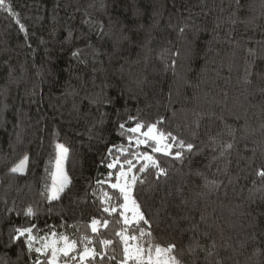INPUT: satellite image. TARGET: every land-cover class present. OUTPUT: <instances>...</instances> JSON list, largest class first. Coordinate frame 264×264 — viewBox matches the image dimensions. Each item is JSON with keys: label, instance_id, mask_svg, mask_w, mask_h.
I'll return each instance as SVG.
<instances>
[{"label": "trees", "instance_id": "1", "mask_svg": "<svg viewBox=\"0 0 264 264\" xmlns=\"http://www.w3.org/2000/svg\"><path fill=\"white\" fill-rule=\"evenodd\" d=\"M161 118V131L195 147L183 160L153 154L166 175L136 172L143 183L131 195L148 221L136 227L152 234L141 243H174L181 264H264V0H5L0 264H34L24 238L9 243L31 225L35 236L87 235L97 251L99 239H113L116 261L103 264H117L119 217L102 214L99 198L107 191L116 203L118 193L97 181L120 155H109L113 146L150 150L129 146L127 128ZM56 143L69 150L71 184L49 201L41 193ZM25 153L26 174H11ZM102 215L112 223L98 236L87 225Z\"/></svg>", "mask_w": 264, "mask_h": 264}, {"label": "snow or ice", "instance_id": "2", "mask_svg": "<svg viewBox=\"0 0 264 264\" xmlns=\"http://www.w3.org/2000/svg\"><path fill=\"white\" fill-rule=\"evenodd\" d=\"M5 5V0H0V6ZM9 11L11 9L9 8ZM19 24V20L16 21ZM86 23H92V21H85ZM99 23V22H97ZM102 27V24L100 25ZM20 29L25 31L24 25L20 24ZM183 31V29H181ZM83 50L77 49L72 53L74 57H79ZM174 63V61H173ZM246 74L250 75L247 72ZM131 121H137L136 117H129ZM161 120L152 123L136 122L134 127L127 128L129 146L135 145L136 148L146 146L149 151H134L123 146L109 149V155L115 150L120 153L113 157L112 162L107 165L109 174L105 181H97V184L108 183L110 188L117 190L116 203H112L113 196L109 195L107 191H104L100 200L99 211L102 214H107L108 217L116 215L119 219L116 223L119 225L118 230L114 232L122 245V255L117 264H181V260L174 254L175 244L168 243L166 246H161L158 243H141L145 235L151 236V232H145L142 227H136L141 222L148 224L143 212L140 209V205L131 195L132 187L137 183H143L136 172L143 173L149 168L156 170V175H166V169L161 167L160 161L153 154H162L164 156H170L175 160H183L185 152H192L194 145L187 142L178 136L173 135L171 132L161 131L157 126L162 122ZM119 128L125 130V123H121ZM142 129H146L143 130ZM227 149L232 147L231 144L224 146ZM57 152L55 167L56 171L50 173L51 183L46 184L44 191L41 195L46 196L49 201L59 200L61 193L65 191L71 184V179L67 173L63 170V162L68 158L69 150L63 144L57 143L55 145ZM132 157L131 159L127 158ZM142 163V166L137 169L136 165ZM30 164V156L25 153L10 169L11 174H26ZM118 169L113 174L111 170ZM135 170V171H134ZM257 175L264 177V169L257 172ZM113 179L115 182H112ZM212 183H215L214 181ZM122 200V203H120ZM129 213L131 215H129ZM35 213L31 207L25 211V216H34ZM112 223L108 218H101L93 216L90 219V224L87 225L91 229V233L102 236L100 229H107ZM35 225L16 227L13 230V234L9 237V243H16L21 238H24V244L28 253L35 252L37 258L34 264H60V258L64 259V264H69V261H77L78 264H96L99 260V264H103L105 259L109 261H116L114 255L115 241L113 239L102 238L98 243L102 246L100 251H97L95 247H89V244H94L96 241L90 239L89 236H84L82 241L70 240L67 235L51 232V239L48 237H37L33 235ZM37 239L41 240L40 247H34ZM83 242V247L80 248L79 244ZM109 249H112V254L109 253ZM45 256V260H41L40 256ZM167 257V258H165Z\"/></svg>", "mask_w": 264, "mask_h": 264}, {"label": "rangeland", "instance_id": "3", "mask_svg": "<svg viewBox=\"0 0 264 264\" xmlns=\"http://www.w3.org/2000/svg\"><path fill=\"white\" fill-rule=\"evenodd\" d=\"M57 144V143H56ZM60 144H62V143H60ZM65 146V145H64ZM66 147V146H65ZM56 160V159H55ZM66 161V160H65ZM65 161L63 162V170L65 171ZM56 171V167H55V163H54V170H53V172H55ZM66 172V171H65ZM131 192H132V189H131ZM129 215H131L130 213H129ZM34 235V234H33ZM38 238L39 237H48L49 238V240L51 239V235H46V236H37ZM41 246V240L40 239H37V241L35 242V244H34V247H40ZM165 258H167V257H165ZM60 264H64V259L61 257L60 258ZM69 264H78V262L76 261V262H69Z\"/></svg>", "mask_w": 264, "mask_h": 264}]
</instances>
